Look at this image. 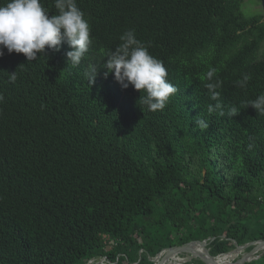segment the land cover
Segmentation results:
<instances>
[{"label": "trees", "instance_id": "16d2710c", "mask_svg": "<svg viewBox=\"0 0 264 264\" xmlns=\"http://www.w3.org/2000/svg\"><path fill=\"white\" fill-rule=\"evenodd\" d=\"M42 2L56 14L54 0ZM243 2L77 0L92 38L78 67L67 66L66 43L29 63L5 50L0 264H152L190 241L217 257L264 240V115H209L204 87L215 69L225 111L264 93L262 11L246 17ZM127 30L178 89L162 111L143 112L141 93L102 68L91 86L84 75ZM243 74L251 80L240 88ZM199 113L206 130L195 127ZM245 264H264V253Z\"/></svg>", "mask_w": 264, "mask_h": 264}, {"label": "clouds", "instance_id": "9594fccd", "mask_svg": "<svg viewBox=\"0 0 264 264\" xmlns=\"http://www.w3.org/2000/svg\"><path fill=\"white\" fill-rule=\"evenodd\" d=\"M56 14L49 15L42 0H5L0 3V57L7 53H22L28 63L38 60L47 50L59 51L62 44L70 48L66 52L67 66L78 67L92 45L91 27L84 12L78 7L77 0H54ZM120 43L114 51L106 55V61L90 64L84 73L89 85L94 84L98 69H104L123 88L129 86L141 93L137 103L141 110L162 111L178 89L168 80V72L163 61L149 52L148 46L139 40L134 30H127L119 37ZM38 54H41L38 58ZM21 66V65H20ZM215 69L206 73L208 97L215 103H209L207 113L232 118L242 108L251 106L258 115H264V93L246 102L243 107L225 105L220 99L218 89L221 81L214 79ZM10 82L17 79L16 72L8 74ZM251 80L249 74H243L236 83L245 88ZM4 97L0 95V101ZM199 130L209 128L208 121L200 116L193 118ZM254 145L249 144L251 149Z\"/></svg>", "mask_w": 264, "mask_h": 264}, {"label": "water", "instance_id": "95a60500", "mask_svg": "<svg viewBox=\"0 0 264 264\" xmlns=\"http://www.w3.org/2000/svg\"><path fill=\"white\" fill-rule=\"evenodd\" d=\"M259 1L264 22V0ZM206 246V241H190L179 246H172L160 251L154 258H151V262L152 264H183L190 261L191 259H197L203 264H217V259L221 256H226L231 253H242L250 248V250L242 254L235 263H227L245 264L259 258V256L264 253V240L253 241L243 246H238L236 243H234V249L232 251L217 257H212L209 255ZM179 255H185L187 260L178 258V260L175 261V257H178Z\"/></svg>", "mask_w": 264, "mask_h": 264}, {"label": "rangeland", "instance_id": "374dc122", "mask_svg": "<svg viewBox=\"0 0 264 264\" xmlns=\"http://www.w3.org/2000/svg\"><path fill=\"white\" fill-rule=\"evenodd\" d=\"M241 11L243 12V14L246 17H250L256 13H258L261 10V5L256 1V0H244L242 6H241ZM103 239H106L105 237H103ZM247 250H245L242 253H231V259H230V263H235L237 259L240 258V256L244 253H246ZM178 258L182 259V260H187V257L185 255H179ZM104 260L100 259L95 261H89L87 264H101L103 263ZM125 264V263H124Z\"/></svg>", "mask_w": 264, "mask_h": 264}, {"label": "bare ground", "instance_id": "6f19581e", "mask_svg": "<svg viewBox=\"0 0 264 264\" xmlns=\"http://www.w3.org/2000/svg\"><path fill=\"white\" fill-rule=\"evenodd\" d=\"M231 254L226 255V256H221L217 259V264H227L230 263V259H231ZM178 260V257H175V261Z\"/></svg>", "mask_w": 264, "mask_h": 264}]
</instances>
